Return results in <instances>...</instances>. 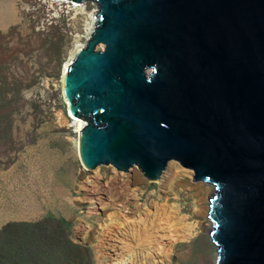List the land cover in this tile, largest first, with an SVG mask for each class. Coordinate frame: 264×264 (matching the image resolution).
Here are the masks:
<instances>
[{
    "label": "water",
    "instance_id": "1",
    "mask_svg": "<svg viewBox=\"0 0 264 264\" xmlns=\"http://www.w3.org/2000/svg\"><path fill=\"white\" fill-rule=\"evenodd\" d=\"M71 1L97 5L61 90L81 164L157 182L176 161L214 188L213 264H264V0Z\"/></svg>",
    "mask_w": 264,
    "mask_h": 264
},
{
    "label": "rangeland",
    "instance_id": "2",
    "mask_svg": "<svg viewBox=\"0 0 264 264\" xmlns=\"http://www.w3.org/2000/svg\"><path fill=\"white\" fill-rule=\"evenodd\" d=\"M96 13L93 1L0 0V264H213L208 212L193 215L198 188L209 207L212 186L176 161L148 182L135 166L79 160L61 69ZM28 168L51 176L29 180Z\"/></svg>",
    "mask_w": 264,
    "mask_h": 264
},
{
    "label": "bare ground",
    "instance_id": "3",
    "mask_svg": "<svg viewBox=\"0 0 264 264\" xmlns=\"http://www.w3.org/2000/svg\"><path fill=\"white\" fill-rule=\"evenodd\" d=\"M86 15V14H85ZM86 19H87V22H85V26L87 27L89 25V22H88V18H87V15H86ZM81 38V37H80ZM76 47H81V45L79 44V38H76L75 39V43ZM80 50V49H79ZM77 50V51H79ZM76 51V52H77ZM71 56H72V53H70V58L68 59V61L63 65L62 69H61V90H62V83H63V79L64 77L66 76L67 74V69H68V65L71 61ZM62 96V95H61ZM66 104V103H65ZM66 108V107H65ZM68 116V114H67ZM71 120V128L74 129V133L78 135V139H76L75 141V149L77 151V154L79 155V160H80V153H79V135H80V131L82 130V128L84 127L85 123L80 121V120H77V119H74L70 116H68ZM83 166V165H82ZM84 167V166H83ZM85 168V167H84ZM199 190L197 191V193L195 194V199L197 200V209H195V211L193 212V215L194 217L196 218H204V215L207 214L208 210H209V207L207 205H205V201H206V197L210 191V189L207 187V186H200L198 188ZM200 223H198L199 225ZM208 226V225H207ZM206 231H207V234L210 233V230H208V228L206 227Z\"/></svg>",
    "mask_w": 264,
    "mask_h": 264
}]
</instances>
